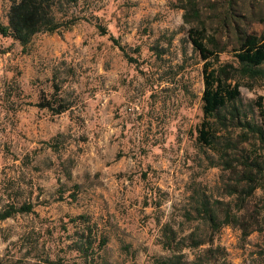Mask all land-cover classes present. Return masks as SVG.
Listing matches in <instances>:
<instances>
[{
	"label": "rangeland",
	"instance_id": "1",
	"mask_svg": "<svg viewBox=\"0 0 264 264\" xmlns=\"http://www.w3.org/2000/svg\"><path fill=\"white\" fill-rule=\"evenodd\" d=\"M263 1L201 0L208 33L235 10L247 14L242 26L262 31ZM12 2L0 0V211L24 204L33 211L0 220V261L155 264L171 255L160 242L170 222L183 234L199 225L208 241L183 251L189 261L211 249L206 261L264 264L260 189L240 219L255 229L248 235L241 222L215 232L185 216L205 194L223 201V218L239 194L228 191L244 183L196 140L203 60L178 1L57 0L61 21L80 19L27 46L1 30ZM231 47L221 59L237 65ZM235 81L249 116L264 124V86ZM246 146L264 154L259 142Z\"/></svg>",
	"mask_w": 264,
	"mask_h": 264
},
{
	"label": "trees",
	"instance_id": "2",
	"mask_svg": "<svg viewBox=\"0 0 264 264\" xmlns=\"http://www.w3.org/2000/svg\"><path fill=\"white\" fill-rule=\"evenodd\" d=\"M177 1V7L184 10V22L191 24L188 30L189 39L203 60L204 89L201 100L204 118L197 127L196 140L202 147L214 151L221 158L224 169L230 170L244 183L241 190L228 191L229 196H233L235 192L239 194L235 211L225 209L223 218L218 207L223 201H211L205 194L197 199V203L187 210L185 216L190 220H198L199 224L208 225L215 232L224 225L241 222L244 234L248 235L255 229L249 228L248 222L240 219L246 215L250 201L259 189L262 195L257 205L258 218L255 224L258 225L261 221L264 223V154H251L246 145H252L254 140L264 146V124L256 122L249 116L248 109L243 107L241 85L235 79L237 76L246 77L264 86V27L260 32L250 30L241 24L247 19V14H240L236 10L226 11L218 33L210 34L203 19L201 0ZM228 2L232 5L234 0ZM56 5L57 0H13L8 14L9 23L1 30L22 46H27L38 33H53L61 28H71L80 19L70 17L61 21L56 14ZM239 16L242 19H238ZM256 21L264 26V15L258 16ZM222 35L226 37L225 42ZM113 40L124 50L117 39ZM229 45L232 46L230 51L233 52L237 65L221 59V54L228 51ZM256 104L261 110L262 97L256 100ZM248 106L252 111L251 105ZM229 154H233L232 159L228 158ZM32 211L31 204H24L19 208L11 207L0 211V220L9 218L16 212ZM198 227L199 225L183 234L170 222L164 223L160 242L171 255L160 257L155 264H218L202 257L203 252L211 249L201 250L190 261L183 252L187 248H200L208 242L199 237ZM105 242L103 240L102 244ZM90 246L89 242L83 250ZM0 264H3L2 261ZM219 264L230 263L224 258Z\"/></svg>",
	"mask_w": 264,
	"mask_h": 264
}]
</instances>
